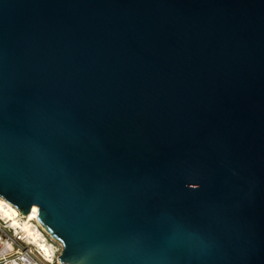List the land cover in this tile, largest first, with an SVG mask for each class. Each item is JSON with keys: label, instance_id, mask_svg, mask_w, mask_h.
I'll use <instances>...</instances> for the list:
<instances>
[{"label": "water", "instance_id": "95a60500", "mask_svg": "<svg viewBox=\"0 0 264 264\" xmlns=\"http://www.w3.org/2000/svg\"><path fill=\"white\" fill-rule=\"evenodd\" d=\"M0 195L63 264H264V0H0Z\"/></svg>", "mask_w": 264, "mask_h": 264}, {"label": "built area", "instance_id": "2783aa9c", "mask_svg": "<svg viewBox=\"0 0 264 264\" xmlns=\"http://www.w3.org/2000/svg\"><path fill=\"white\" fill-rule=\"evenodd\" d=\"M0 198L3 199H0L1 201H8L1 195ZM18 211L20 215L17 218L20 223L14 222L0 211V264H63L51 260L38 244L39 233H46L47 237H51L38 217H26L27 215H22L19 209ZM50 239L57 243L55 245L57 258V254H61L63 250V245L52 237Z\"/></svg>", "mask_w": 264, "mask_h": 264}, {"label": "bare ground", "instance_id": "6f19581e", "mask_svg": "<svg viewBox=\"0 0 264 264\" xmlns=\"http://www.w3.org/2000/svg\"><path fill=\"white\" fill-rule=\"evenodd\" d=\"M0 199L3 200L2 198H0ZM1 200H0V211L4 215L9 217V219H12L16 223H20L19 219L17 218V216L20 215V213H19L18 209L16 208V206H14L12 203H10L6 200H4V201H1ZM28 216L30 218L38 216V206L37 205H33L31 212L26 217H28ZM26 226H27V224H26ZM51 237L50 236L47 237L46 233H43V234L39 233L37 236V242L44 249L47 256L51 260L55 261L54 258L56 257V249H55V245L52 242H50Z\"/></svg>", "mask_w": 264, "mask_h": 264}, {"label": "rangeland", "instance_id": "374dc122", "mask_svg": "<svg viewBox=\"0 0 264 264\" xmlns=\"http://www.w3.org/2000/svg\"><path fill=\"white\" fill-rule=\"evenodd\" d=\"M50 242H52L54 245H56V244H57V243H56V242H54L53 240H51ZM59 255H60V254H57V256H58V257H59ZM58 257H57V258H55V262H57V261H60Z\"/></svg>", "mask_w": 264, "mask_h": 264}]
</instances>
